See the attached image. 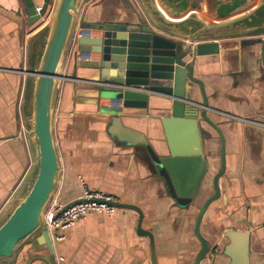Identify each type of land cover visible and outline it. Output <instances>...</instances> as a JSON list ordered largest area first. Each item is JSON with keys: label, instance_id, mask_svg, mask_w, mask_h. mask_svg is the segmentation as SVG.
Listing matches in <instances>:
<instances>
[{"label": "crops", "instance_id": "0c3cea01", "mask_svg": "<svg viewBox=\"0 0 264 264\" xmlns=\"http://www.w3.org/2000/svg\"><path fill=\"white\" fill-rule=\"evenodd\" d=\"M54 1L50 0L43 20L32 22L25 0H0V218L24 187L33 163L28 133L35 78L31 70L39 63ZM263 1L155 0L174 21L193 16L212 24L254 10L241 23L251 31L210 39L218 43L217 53L200 56L194 67L204 84L207 114L225 138L220 195L200 222L211 249L200 264H264ZM140 16L144 13L137 0H84L81 5L53 102L52 129L60 165L54 203L79 199L82 185L107 192L141 210L142 229L153 236L156 264H192L200 249L194 233L196 215L213 193L212 178L220 165L216 132L206 127L202 135L208 166L197 192L206 196L199 202L178 199L152 161L166 146L161 118L167 113L158 107L165 100L155 98L148 110L121 109L122 103L92 80L90 70L76 63L80 58H100L98 53L78 51L77 34L100 37L94 24ZM187 97L201 101L196 87ZM138 221L139 213L131 208L116 207L111 216L91 213L77 219L62 240L52 242V253L41 244L42 236L23 240L15 264H48V259L51 264H153L149 237L137 233ZM0 264L12 261L2 259Z\"/></svg>", "mask_w": 264, "mask_h": 264}, {"label": "water", "instance_id": "95a60500", "mask_svg": "<svg viewBox=\"0 0 264 264\" xmlns=\"http://www.w3.org/2000/svg\"><path fill=\"white\" fill-rule=\"evenodd\" d=\"M25 1L32 22L39 20L50 2L42 0L37 13L33 1ZM83 2L54 1L46 24L41 57L37 68L31 70L35 78L28 133L33 163L24 187L0 218V260L11 259L12 264H15L18 245L31 236H42L41 244H45L52 253V241L44 215L54 200L60 175L52 129L53 102L56 82L61 76L59 68ZM137 2L144 17H136L134 21L104 23L102 26L97 23L93 28L101 30L100 37H78V51L98 53L100 58H80L76 63L90 70L94 77L92 80L98 82L113 100L121 102V109L148 110L157 101L155 98L165 100L158 107L167 113L161 118L166 146L156 151L152 161L158 175L178 199L192 200L196 196L197 187L208 166L203 156L202 135L206 127L216 132L220 165L212 178L213 193L200 206L194 223L200 249L192 264H200L211 250L200 232V222L206 208L220 195L219 177L225 169V138L220 127L207 114L204 84L195 76L194 67L200 56L217 53L218 43L210 39L243 35L251 31L253 28L243 27L241 23L249 19L254 10L227 21L205 24L193 16L174 21L162 13L155 0ZM261 5H264V1ZM188 21L196 25H187ZM186 39L191 42L186 43ZM261 56L264 67V40ZM195 87L201 95L200 103L187 97ZM79 201L81 199L64 205L62 210ZM112 205L131 208L139 213L137 233L149 237L152 263L156 264L153 236L150 231L142 229L141 210L133 204L119 201H113ZM47 262L51 264L52 261L48 259Z\"/></svg>", "mask_w": 264, "mask_h": 264}, {"label": "built area", "instance_id": "2783aa9c", "mask_svg": "<svg viewBox=\"0 0 264 264\" xmlns=\"http://www.w3.org/2000/svg\"><path fill=\"white\" fill-rule=\"evenodd\" d=\"M41 6H36L35 11L38 13ZM43 15L39 20H43ZM81 37L82 34L76 35ZM81 201L69 204L62 210L64 205L54 203V200L47 208L44 218L52 242L60 241L65 237V231L73 223L91 213L104 214L111 216L114 214L116 207L112 205L116 201L115 197L107 192L100 190H91L86 185H82Z\"/></svg>", "mask_w": 264, "mask_h": 264}, {"label": "rangeland", "instance_id": "374dc122", "mask_svg": "<svg viewBox=\"0 0 264 264\" xmlns=\"http://www.w3.org/2000/svg\"><path fill=\"white\" fill-rule=\"evenodd\" d=\"M102 26V24H101ZM207 193H196V196L194 198H192V200L190 199V201L194 202H199V200H201L203 198V196H206Z\"/></svg>", "mask_w": 264, "mask_h": 264}, {"label": "trees", "instance_id": "16d2710c", "mask_svg": "<svg viewBox=\"0 0 264 264\" xmlns=\"http://www.w3.org/2000/svg\"><path fill=\"white\" fill-rule=\"evenodd\" d=\"M198 193V192H197Z\"/></svg>", "mask_w": 264, "mask_h": 264}]
</instances>
